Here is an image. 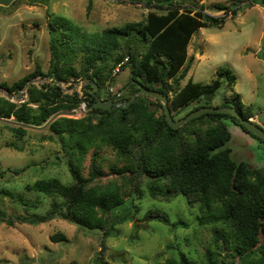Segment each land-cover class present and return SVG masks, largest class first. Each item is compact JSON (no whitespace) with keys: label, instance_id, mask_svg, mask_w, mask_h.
<instances>
[{"label":"trees","instance_id":"trees-1","mask_svg":"<svg viewBox=\"0 0 264 264\" xmlns=\"http://www.w3.org/2000/svg\"><path fill=\"white\" fill-rule=\"evenodd\" d=\"M157 2L160 7H168L166 13L150 12L145 21L107 28L91 36L50 18L48 76L55 74L64 84L88 79L98 85L96 95L107 100L118 95L110 88L115 70L119 67L118 72H122L128 68L129 81L118 88V93L134 80L167 96L171 111L182 110L193 103L199 104L194 111L208 107L224 80L231 85L235 83V77L228 69L219 68L218 78L207 85L191 78L184 86L181 82L192 66L188 46L194 34L219 18L209 16L204 9L194 14L190 9L181 12L175 7L174 0ZM4 8L0 6V11ZM213 9L229 8L215 5ZM232 12L236 14V11ZM39 76L46 75L37 67L11 87L0 84V88L16 95ZM43 88L45 90L31 85L27 99L20 104L0 96V118H13L18 123L41 127L56 113L77 110L83 103L88 107L94 100L90 98L93 92L90 85L85 86L83 99L77 93L64 94L54 82L44 84ZM137 90V85L131 84L127 94L118 97V101H127ZM240 103V95L235 94L231 101L226 99L222 107L237 108L245 119H252L253 112L249 108L244 111ZM154 106L161 109V115L153 110ZM227 121L264 143L249 133L237 118L224 114L207 113L173 129L166 120L163 105L146 95L138 96L126 109L105 111L96 108L86 112L81 119L60 117L48 127L49 134L45 138L55 140L58 137L64 149L72 148L67 161L71 184L65 185L56 178L28 184L27 190L58 197L60 202L52 203L44 215L25 213L5 222L9 226L40 225L60 218L88 230H98L101 233L98 261L109 264L104 261L107 240L117 233V226L132 219L133 215L116 214L125 199L118 185L103 183L105 172L96 153L91 156L86 176L81 169L89 149L108 145L123 163V167L114 173L127 180L132 193L140 195L146 188L149 196L159 202L182 196L190 206L200 204L210 214L218 211L214 221L228 228L234 243L233 257L240 260L239 264H264V166L254 168L233 157L230 146L233 135ZM3 126L19 139L28 133L20 127ZM77 139L80 140L78 147L74 144ZM75 155H78V162ZM30 206L38 208L37 203L27 204V210ZM144 220L171 225L168 216L156 209L149 210ZM174 226L177 228V223ZM215 234L217 249L227 251L230 244L220 245L221 236ZM50 239L55 243L68 241L65 235L58 233ZM215 255L220 256V253L213 251L207 255V264H215ZM183 261L188 263L184 256Z\"/></svg>","mask_w":264,"mask_h":264},{"label":"rangeland","instance_id":"rangeland-1","mask_svg":"<svg viewBox=\"0 0 264 264\" xmlns=\"http://www.w3.org/2000/svg\"><path fill=\"white\" fill-rule=\"evenodd\" d=\"M157 1L14 0L0 11V84L11 87L37 67L46 76L35 78V85L53 84L51 76H48L50 18L91 36L107 28L145 21L150 12L166 13L168 7H160ZM174 2L181 12L190 9L194 14L204 9V13L219 18L194 34L188 46V58H193V62L181 86L190 78L202 85L210 84L218 78L219 68L228 69L235 77V83L231 85L224 80L208 107H222L226 99L231 101L238 94L244 111L249 108L257 116L255 123L264 129V0ZM215 5L229 9L219 11L213 9ZM232 11L236 14L233 15ZM118 68L112 89L115 94H119L118 88L130 78V69L118 72ZM62 87L64 94L78 92L79 98L83 99L85 86L82 81L63 84ZM4 92L0 88L1 97H5ZM24 98L26 100L27 95ZM198 106V103H193L182 110L171 111L172 116L179 120ZM86 110L87 106L83 103L77 114L68 118L81 119L88 112ZM153 110L161 115L158 106H154ZM227 124L233 135L230 145L233 157L254 168L263 167L264 143L231 121ZM3 125L7 124L0 122V264H100L101 233L98 230H88L60 218L40 225L6 224V219L25 213L30 216L44 215L52 203L60 202L58 197L29 191L26 186L37 180L53 178L65 185L71 184L67 161L72 148L64 149L58 137L55 140L46 139L47 130H28L26 136L19 139ZM79 142L77 139L74 144L78 147ZM93 153L97 154L104 168L103 183H115L122 190L125 204L116 214L133 215L132 219L117 226V233L107 240L105 262L207 264V255L217 251L220 256L215 255V264H239L240 260L233 257L234 243L228 228L214 221L218 211L214 210L212 216L200 204L190 206L182 196L159 202L149 196L146 188L140 195L132 193L127 180L114 173L123 167V163L112 146L100 145L88 150L81 165L85 176ZM77 157L75 155L76 162ZM33 203H37L38 208L30 206L27 210V204ZM151 209L164 212L171 225L144 220ZM179 221L183 223L179 224ZM176 223L177 228L174 226ZM216 232L221 236L220 245L224 242L230 244L227 251L217 249ZM57 233L65 235L68 241L52 242L51 236ZM182 255L188 263L183 261Z\"/></svg>","mask_w":264,"mask_h":264},{"label":"water","instance_id":"water-1","mask_svg":"<svg viewBox=\"0 0 264 264\" xmlns=\"http://www.w3.org/2000/svg\"><path fill=\"white\" fill-rule=\"evenodd\" d=\"M13 1L14 0H0V6H5V7L9 6ZM117 76L118 75H116L115 78ZM50 78H52L54 84L59 86L63 91L62 85L64 83L60 82L56 78L55 74L51 75ZM114 83H115V79L111 83V87H110L111 90L113 89ZM132 83L137 85L138 90L135 93H133L127 101H115L114 98H109L107 100L101 99L100 97H98L96 95V93L98 91V85L93 83V82H90L88 79L83 80L82 84L84 86L90 85L93 88L91 98H93L94 100L89 104L86 111H91V110L96 109V108L102 109L105 111H113V110H116L118 108L126 109L134 102V100L138 96L146 95L148 97H151L155 100L160 101L163 104L166 120H167L168 124L170 125V127H172L173 129L177 130V129L183 127L185 124L191 122L192 120L199 118V117H201L207 113H217V114L230 115V116L237 118L240 121V123L247 129V131L249 133H252L253 135L257 136L258 138L264 140V129L262 127H260L259 125H257L255 122H253L252 119H249V120L245 119L242 116V114L238 111L237 108H234V107H201V108L191 112L190 114H188L184 118L179 119V120H175L172 116L169 98L167 96H165L164 94H162L161 92H158L156 90L148 89V88L144 87L139 82L132 81L131 84ZM34 84H36L35 79L29 81L26 84V86L22 90H20L16 95L11 94L8 91L3 89L5 91L4 96L7 100H9L11 102L23 103L25 101L24 97L27 93L28 88ZM131 84H129L125 88H123L117 96L125 95L127 93L128 89L130 88ZM39 87L41 89L45 90V88H43V86H39ZM76 93L78 94V92H76ZM76 114H77V110L60 111V112L56 113L45 125H43L41 127H36V126H31V125H27V124H23V123H18L12 119L8 120V119H4V118H0V122L7 124V125L27 129V130L43 132V131L47 130L48 127L54 121H56L58 118L74 116Z\"/></svg>","mask_w":264,"mask_h":264},{"label":"crops","instance_id":"crops-1","mask_svg":"<svg viewBox=\"0 0 264 264\" xmlns=\"http://www.w3.org/2000/svg\"><path fill=\"white\" fill-rule=\"evenodd\" d=\"M256 119H257V116H254V117L252 118V121L255 122ZM237 130H239V129H237Z\"/></svg>","mask_w":264,"mask_h":264},{"label":"flooded vegetation","instance_id":"flooded-vegetation-1","mask_svg":"<svg viewBox=\"0 0 264 264\" xmlns=\"http://www.w3.org/2000/svg\"><path fill=\"white\" fill-rule=\"evenodd\" d=\"M132 81H134V80H132ZM132 81H131V82H132ZM129 84H131V83H129ZM129 84H128V85H129ZM132 84H134V83H132ZM130 87H131V85H130ZM90 98H91V97H90ZM113 98H114L115 101H118V99H116V97H113Z\"/></svg>","mask_w":264,"mask_h":264}]
</instances>
